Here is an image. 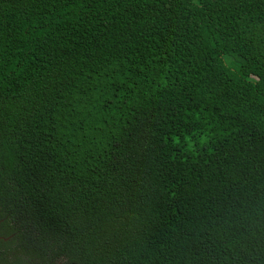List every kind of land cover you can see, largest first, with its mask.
I'll list each match as a JSON object with an SVG mask.
<instances>
[{
  "label": "trees",
  "instance_id": "obj_1",
  "mask_svg": "<svg viewBox=\"0 0 264 264\" xmlns=\"http://www.w3.org/2000/svg\"><path fill=\"white\" fill-rule=\"evenodd\" d=\"M0 264H264V0H0Z\"/></svg>",
  "mask_w": 264,
  "mask_h": 264
},
{
  "label": "flooded vegetation",
  "instance_id": "obj_2",
  "mask_svg": "<svg viewBox=\"0 0 264 264\" xmlns=\"http://www.w3.org/2000/svg\"><path fill=\"white\" fill-rule=\"evenodd\" d=\"M3 252L2 251H0V263H2V261H3Z\"/></svg>",
  "mask_w": 264,
  "mask_h": 264
}]
</instances>
